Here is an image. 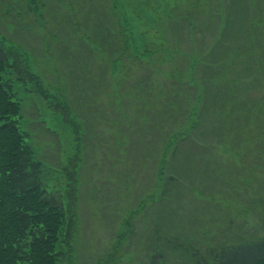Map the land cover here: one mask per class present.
Returning a JSON list of instances; mask_svg holds the SVG:
<instances>
[{
	"label": "rangeland",
	"instance_id": "374dc122",
	"mask_svg": "<svg viewBox=\"0 0 264 264\" xmlns=\"http://www.w3.org/2000/svg\"><path fill=\"white\" fill-rule=\"evenodd\" d=\"M77 1L0 0L34 76L14 90L39 190L64 212L54 264H215L264 240V0Z\"/></svg>",
	"mask_w": 264,
	"mask_h": 264
},
{
	"label": "trees",
	"instance_id": "16d2710c",
	"mask_svg": "<svg viewBox=\"0 0 264 264\" xmlns=\"http://www.w3.org/2000/svg\"><path fill=\"white\" fill-rule=\"evenodd\" d=\"M87 1L89 0L77 3ZM100 6L102 5L94 7L96 14ZM101 14L103 16V11ZM104 16L106 17V14ZM105 30L107 29H101L105 32L103 36L106 37L103 40L107 42L108 37L111 39L112 37L108 35V30L107 32ZM2 44L0 41V264H54L60 257L56 256L60 251L55 249L56 240L62 230L58 216L64 215V212L61 203L52 192L46 189L39 190L41 180L38 176L41 163L34 160L27 143L28 134L22 128L20 104L14 90V86L27 89L34 76L27 71L28 65L23 59L25 57L20 56L22 60L18 53L6 51ZM19 46L25 50L23 46L27 45ZM26 59L29 61L27 57ZM78 90L82 93L81 87ZM60 105L54 106L56 110L62 112L63 107ZM197 125L198 123L186 136L175 138L178 141L175 145L197 139L195 137ZM177 149L178 146L172 151V156ZM57 204L60 209L55 207ZM54 216L56 217L53 220ZM172 246L176 250L181 245L173 243ZM190 247H185L183 253L194 259V256L197 257L199 254L195 251L193 255ZM156 248L163 249L160 244ZM214 250L211 254L214 256L215 264H264V240L232 242L230 246L220 244ZM166 257L159 251L152 252L145 264H170L166 262ZM184 264L207 262L202 257Z\"/></svg>",
	"mask_w": 264,
	"mask_h": 264
}]
</instances>
